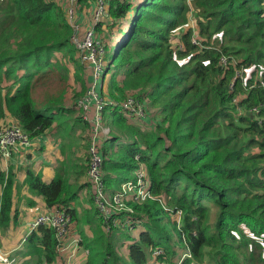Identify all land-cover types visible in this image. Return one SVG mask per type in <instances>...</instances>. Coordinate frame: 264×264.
<instances>
[{
    "label": "trees",
    "instance_id": "16d2710c",
    "mask_svg": "<svg viewBox=\"0 0 264 264\" xmlns=\"http://www.w3.org/2000/svg\"><path fill=\"white\" fill-rule=\"evenodd\" d=\"M88 1L79 0L80 10ZM263 2L108 0L107 30L117 28L118 35L115 50L106 48V76L115 65L106 98L134 96L160 121L141 129L128 123L139 118L105 107L111 135L101 148L104 183L115 194L144 166L153 195L169 211L157 200L135 204L139 238L125 233L134 229L112 226L107 233L97 209L80 216L70 208L78 190L68 179L57 175L48 184L29 170L31 193L89 226L92 236L82 231L80 241L88 264H264V107L252 113L264 105ZM193 12L201 46L192 43V29L182 30ZM104 26L96 25L97 35ZM73 35L64 0H0V82L16 84L6 95L0 89V129L8 112L34 139L73 111L64 105L67 83L73 68L79 81L85 69ZM122 138L129 141L116 145ZM15 190L13 172L0 171L2 230L17 221ZM119 240L131 242L127 260ZM57 242L53 228L40 226L28 236L25 255L34 264H53Z\"/></svg>",
    "mask_w": 264,
    "mask_h": 264
},
{
    "label": "crops",
    "instance_id": "0c3cea01",
    "mask_svg": "<svg viewBox=\"0 0 264 264\" xmlns=\"http://www.w3.org/2000/svg\"><path fill=\"white\" fill-rule=\"evenodd\" d=\"M94 5L95 3L93 0L82 3L83 9L79 10L77 18L75 19L79 34H83L86 29L92 25L90 17ZM132 17L133 16H130L129 19ZM102 23L105 24L103 27L104 33H100L98 36L102 39L106 48H109L111 52H113L117 46L116 38L118 34L113 36L117 28L114 29L113 34L107 30V26H111L113 23L111 16L109 20ZM128 24L129 22L127 21L126 26ZM78 62L85 68L84 72L80 75L82 76V81L77 80L76 68L72 67L74 69V74L72 73L70 75L69 84L70 87H74V93H72L70 87H68L64 98L65 107L73 111L69 115L63 114L61 118L54 123L52 129L48 130L42 136L34 138L30 148L13 154L9 160L0 156V171L8 173L11 170L15 177L16 190L14 193V210L18 215L17 221L13 220L10 227L6 230L0 229V264L35 263L34 259L25 255L27 247L24 248L26 242H23V239L27 235H30V225L35 218L41 213L48 211L50 207L47 206L43 197L36 196L29 191L26 185V178L29 170H32L35 174L42 175L46 183H51L57 175H61L64 179H68L69 184L73 186L75 190H78L77 199L70 205V208L77 210L80 216L85 215L86 212L92 214V211L96 209L93 192L92 189H90V182L87 177L89 136L87 132H89V129L87 128V123L82 118V111L77 107V101L86 93L93 79L88 66L84 65L80 58ZM107 76H103L97 87L98 92L105 98L108 96V86L111 79V76L109 78H107ZM71 80L73 84H71ZM118 81L122 82L123 77H119ZM80 85H83V88H81ZM15 88L16 84L13 80H7L4 77L3 81L0 82V89H2L4 95L9 91H13ZM156 112L155 110H148L146 117L141 118L140 122H138L137 119H129L128 123L131 125H139L142 127L141 129H152V124H156L160 121L158 112ZM103 118L105 119V116H103ZM112 120L111 117L109 122H112ZM12 121L16 120L7 112L5 118L1 121V125L8 124ZM82 139L84 140V145L80 146L78 142ZM128 141V139L122 138L116 145L126 144ZM102 147L101 144V148ZM112 151L113 153H117L119 148L116 146ZM119 187L120 185L118 188ZM109 190L114 191L111 188H109ZM142 230L143 228L140 226L133 231L125 233L135 240L139 238ZM82 231H84L87 236H92L88 225L82 222H72L68 243L76 238L82 240ZM116 244L120 251V256L127 260L128 246L131 242L119 240ZM70 250L71 251L57 256L53 264H88L89 254L85 249L84 242H81V248L75 256L71 254L72 248H70ZM153 262L155 261L150 252V263Z\"/></svg>",
    "mask_w": 264,
    "mask_h": 264
},
{
    "label": "built area",
    "instance_id": "2783aa9c",
    "mask_svg": "<svg viewBox=\"0 0 264 264\" xmlns=\"http://www.w3.org/2000/svg\"><path fill=\"white\" fill-rule=\"evenodd\" d=\"M64 1L66 2L68 21L74 30L73 43L78 50L81 62L88 66L93 79L86 93L77 101V107L82 111L83 120L89 125L87 177L93 192L94 203L107 233L111 232L112 226L133 230L137 223V220L133 218L136 214L133 205H141L157 200L162 203L167 211L169 209L160 198L153 195L151 183L144 166L136 173L135 180L123 183L119 191L112 195L109 194L104 183V159L101 153V144L110 137L111 129L104 123L103 111L107 106L119 107L129 116L141 119L146 117L148 108L145 102H141L133 96H128L123 101L117 102L105 98L98 92L97 87L107 69V50L104 42L98 38L95 27L97 24L110 19L107 9L108 0H93L95 5L90 17L92 25L83 34H79V29L75 23L80 10L79 0ZM200 42L198 29L193 28L192 43L201 46ZM229 63L228 57L223 56L221 58V65L224 68H228ZM238 75L241 76L242 74L238 73ZM262 107L264 105L252 109V113H260ZM32 141L31 136L17 121L1 125L0 156L9 160L13 154L30 148ZM121 215L123 218H120ZM176 217L179 222L182 212H177ZM72 222V216L65 207H52L35 218L30 225L29 233L31 234L40 226H49L56 233L58 256L71 251L70 248H72L71 254L75 256L81 248V240L76 238L68 243ZM27 238L28 235L23 239V242H26ZM161 254V250H156L154 255L159 256Z\"/></svg>",
    "mask_w": 264,
    "mask_h": 264
},
{
    "label": "rangeland",
    "instance_id": "374dc122",
    "mask_svg": "<svg viewBox=\"0 0 264 264\" xmlns=\"http://www.w3.org/2000/svg\"><path fill=\"white\" fill-rule=\"evenodd\" d=\"M128 21V20H127ZM129 22V21H128ZM198 17L195 15V13L193 12L192 14H190V19H189V22L187 23V25H185V27L184 28H182V30H191L192 29V32H193V28H197L198 27ZM115 68V65L113 66V68L111 69V71H110V73H109V75L107 76V78H109L110 76H111V74H112V70ZM240 74H243L242 72H240ZM69 81H70V79H69ZM69 81H68V83H67V89H68V87H70V84H69ZM71 84H73V81L71 80ZM81 86V88H83V85H80ZM70 90H71V92L72 93H74V87H70ZM87 135H88V132H87ZM84 140L82 139L80 142H78V144L80 145V146H82V145H84ZM49 184V183H48ZM215 218H216V216L214 215V213H213V215H212V220L214 221L215 220ZM187 257H190L191 258V255H187Z\"/></svg>",
    "mask_w": 264,
    "mask_h": 264
}]
</instances>
